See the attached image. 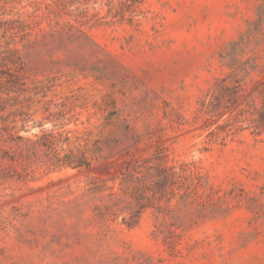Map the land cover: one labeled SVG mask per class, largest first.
Masks as SVG:
<instances>
[{"label":"rangeland","instance_id":"obj_1","mask_svg":"<svg viewBox=\"0 0 264 264\" xmlns=\"http://www.w3.org/2000/svg\"><path fill=\"white\" fill-rule=\"evenodd\" d=\"M0 264H264V0H0Z\"/></svg>","mask_w":264,"mask_h":264}]
</instances>
